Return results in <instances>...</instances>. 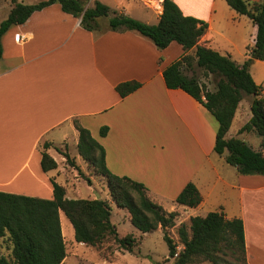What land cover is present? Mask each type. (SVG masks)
I'll list each match as a JSON object with an SVG mask.
<instances>
[{
  "label": "crops",
  "instance_id": "obj_1",
  "mask_svg": "<svg viewBox=\"0 0 264 264\" xmlns=\"http://www.w3.org/2000/svg\"><path fill=\"white\" fill-rule=\"evenodd\" d=\"M95 1L150 25L163 13V0H92L90 6ZM173 1L186 16L207 23L200 46L240 65L247 61L258 33L249 18L226 0ZM1 4L0 25L13 7L8 0ZM99 23L100 32L89 31L56 3L3 35L0 191L51 200L54 180L66 187L68 199H84L80 179L71 187L66 181V154L81 168L86 165L78 153L77 122L104 147L108 169L143 184L148 198L166 212L178 210L190 218L224 212L228 219H241L248 264H264V175H242L229 165L226 155L215 152V118L185 91L167 87L164 70L186 54L183 47L174 42L161 50L137 31H113L107 18ZM250 71L264 93V61L254 62ZM127 82L141 87L123 98L117 87ZM241 105L227 138H239L264 155L263 137L240 133L252 118ZM104 127L108 134L102 137ZM45 144L58 164L48 173L42 169ZM189 183L202 196L196 208L176 203ZM89 190L100 195L94 186Z\"/></svg>",
  "mask_w": 264,
  "mask_h": 264
},
{
  "label": "trees",
  "instance_id": "obj_2",
  "mask_svg": "<svg viewBox=\"0 0 264 264\" xmlns=\"http://www.w3.org/2000/svg\"><path fill=\"white\" fill-rule=\"evenodd\" d=\"M9 1L12 10L0 25V59L3 56L2 37L10 27L26 23L35 12L56 3L65 13L80 18L81 25L89 31L100 32L99 20L107 18L111 30L137 31L161 50L174 42L180 44L186 54L164 70L167 87L185 91L215 118L218 123L215 152L226 155L229 165L236 167L242 175H264L263 153L239 138H227L246 95L253 98L252 118L240 133L255 132L264 138L263 87L257 85L250 71L254 62L264 61V0H226L234 11L249 18L258 28L255 46L243 65L230 56L200 46L208 29L207 23L186 16L173 0H163V13L157 25L119 14L100 1H95L92 6V0H46L34 5ZM197 69L205 76L217 79L214 91H210L196 75ZM189 71L193 72L192 76L187 74ZM140 87L139 83L127 82L119 85L117 91L124 98ZM76 126L80 133L78 153L97 176L106 180L111 203L104 199H68L66 187L54 180V198L51 200L0 191V264H63L68 251L61 211L73 225L77 243L97 248L113 240L129 253H133L136 241L132 235L119 237L117 226L112 222V203L127 210L132 225L143 234L175 225L177 214L167 213L153 203L145 194L143 184L113 174L107 167L104 147L89 130L77 122ZM107 134L108 128H102L101 136ZM50 146L45 144L43 151L42 169L46 173L58 169L57 162L47 152ZM66 159L69 165L76 166L68 154ZM201 202L202 196L193 183H189L176 199L178 205L188 208H196ZM178 236L184 250L174 264H191L196 259L224 264L227 255L236 260L232 264H248L244 223L241 219H228L224 212L191 217L190 225H182ZM164 239L170 258H174L179 243L167 235Z\"/></svg>",
  "mask_w": 264,
  "mask_h": 264
},
{
  "label": "rangeland",
  "instance_id": "obj_3",
  "mask_svg": "<svg viewBox=\"0 0 264 264\" xmlns=\"http://www.w3.org/2000/svg\"><path fill=\"white\" fill-rule=\"evenodd\" d=\"M0 0V4H1ZM9 1V0H8ZM148 4L151 5L149 2ZM4 5V4H1ZM155 5V4H154ZM250 53V52H249ZM196 75L201 79L203 83L206 84L207 88L210 91H214L216 88L217 79L213 76H205L202 70L197 69ZM189 76H192L193 72L189 71L187 73ZM253 98L246 95L245 99L242 102V108L244 114L252 115L251 113V103ZM235 133V127L232 128L230 136ZM74 161V160H73ZM68 163V162H67ZM75 167L67 164L66 168L68 173L66 174L67 186L71 185L76 186L75 179H80L81 190L83 191V198L94 197L96 199V193L89 190V185L94 186L96 191L100 193V196H104L111 203V197L109 195V190L106 180H103L101 177L95 174V171L92 167H89L88 164L84 165V168H81L75 163ZM77 167V168H76ZM75 170V172H73ZM70 173H78L77 178L70 175ZM101 178V179H100ZM61 182V181H60ZM63 182V181H62ZM147 195V192L145 191ZM99 195V194H98ZM148 197V196H147ZM112 222L117 226L119 237L124 238L126 236L132 235L136 241V246L134 247L133 253L119 247L117 243L113 240H108L101 247H91L83 244H79L75 240V231L73 225L65 216L64 213H61L63 218L62 229L67 244L68 257L66 258L63 264H174L175 259L170 258L169 256V247L167 242L164 239V236L167 235L174 242L179 243L180 239L178 236V230L182 225H190V217L183 213L182 211L174 210L171 213L177 214L175 219V225L167 228H159L157 232L143 234L137 230L130 221V214L127 210L120 209L114 203H112ZM168 213V212H167ZM205 214H201L204 216ZM178 245L182 246L181 243ZM226 263L232 264L236 260L231 256H224ZM191 264H211L208 261L202 259H196Z\"/></svg>",
  "mask_w": 264,
  "mask_h": 264
},
{
  "label": "built area",
  "instance_id": "obj_4",
  "mask_svg": "<svg viewBox=\"0 0 264 264\" xmlns=\"http://www.w3.org/2000/svg\"><path fill=\"white\" fill-rule=\"evenodd\" d=\"M256 43V42H255ZM252 50V49H251ZM250 50V51H251ZM184 250V246L182 245V246H180V245H178L177 246V251H176V253H175V256H174V259H177L178 258V256H179V254L182 252Z\"/></svg>",
  "mask_w": 264,
  "mask_h": 264
},
{
  "label": "water",
  "instance_id": "obj_5",
  "mask_svg": "<svg viewBox=\"0 0 264 264\" xmlns=\"http://www.w3.org/2000/svg\"><path fill=\"white\" fill-rule=\"evenodd\" d=\"M96 199H101V196L96 193Z\"/></svg>",
  "mask_w": 264,
  "mask_h": 264
}]
</instances>
